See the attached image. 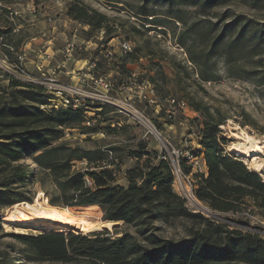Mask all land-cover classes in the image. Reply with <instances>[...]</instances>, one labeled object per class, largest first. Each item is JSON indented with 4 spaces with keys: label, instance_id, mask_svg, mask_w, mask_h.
I'll use <instances>...</instances> for the list:
<instances>
[{
    "label": "rangeland",
    "instance_id": "1",
    "mask_svg": "<svg viewBox=\"0 0 264 264\" xmlns=\"http://www.w3.org/2000/svg\"><path fill=\"white\" fill-rule=\"evenodd\" d=\"M74 2L106 13L117 30L106 37L104 29H91L75 19L68 13ZM254 2L225 0L201 7L187 0H151L146 7L148 13H144L143 0H0V28L12 27V31L0 38V55L12 66V62L19 60L18 55L24 54L26 69L32 76L39 79L55 76L98 97L85 109L86 132L79 127L66 128L64 140L84 148L113 145L112 155L117 161L111 167L116 171L117 185H128L127 171L136 161L132 150L142 144L147 150L160 152L168 139L173 146L197 154L201 148L198 120L204 115L195 109L210 111L225 119L220 128L226 152L254 169L247 158L231 147L237 141L238 131L247 132L260 141L262 148L255 157L264 166V0H258L260 5ZM217 38L225 44L209 61L212 79L203 80L191 57L204 60L211 42ZM10 45L11 51L7 53ZM133 51H137V57H126ZM153 61L160 62L169 76L161 94L148 81L149 74H154ZM0 63L3 64L1 59ZM126 68L133 71L128 79ZM7 74L0 67V85L10 84ZM172 97L186 100L189 107L176 110L170 118ZM102 110L105 112L98 115ZM33 154V151L26 152L21 162L29 164L36 173L25 184L11 189L9 196L22 194L28 201L40 191L49 200L59 196L54 183L44 174L39 175L40 168ZM74 163L78 169L94 165L85 160ZM260 173L264 178V167ZM9 196H0V264H66L55 259L31 258L28 246L19 239L21 234L91 233L60 231L48 223L35 221L9 225L4 222L11 207ZM68 207L90 220H104L99 205ZM197 210L232 226L264 234V217L249 210L241 214L215 213L208 207H197ZM156 225L161 226L158 232L164 237L183 235L180 226L160 222ZM116 228L135 232L134 227L122 221L109 228L110 233L116 235Z\"/></svg>",
    "mask_w": 264,
    "mask_h": 264
},
{
    "label": "trees",
    "instance_id": "2",
    "mask_svg": "<svg viewBox=\"0 0 264 264\" xmlns=\"http://www.w3.org/2000/svg\"><path fill=\"white\" fill-rule=\"evenodd\" d=\"M143 1V12L148 13L146 7L151 0ZM187 1L210 7L225 0ZM258 4L256 0L254 5ZM68 13L91 29H104L106 37L117 30L110 16L82 2H74ZM10 31L12 27L0 28V38ZM224 44L223 39H214L204 60L191 57L203 80L212 79L209 61ZM11 47L7 46V53ZM137 55V51H133L126 57ZM152 63L154 74H149L148 81L161 94L169 76L160 62ZM126 72L127 79L132 77L131 69L126 68ZM7 75L10 84L0 85V196H9L11 189L34 176L36 171L21 162L26 152L33 151L32 158L40 168L39 175L47 176L59 191V196L50 199L51 203L72 207L99 205L104 220H90L85 214L63 207L87 222L122 221L135 229L131 232L116 228V235L111 234L109 228L90 231V234H21L19 239L28 246L31 258L55 259L66 264H264V234L232 226L189 207L186 199L175 191L171 166L160 157L159 151L147 150L145 144L132 150L136 161L127 171L128 185H117L116 171L111 167L114 160L117 161L112 155L113 145L84 148L64 140L66 128L79 127L86 132L85 108L44 110L41 105L49 103L51 96L42 84L23 82ZM195 110L204 115L202 120L196 118L201 133V149L196 155L203 152L208 167L207 172L196 174L197 198L213 211L239 214L249 210L264 217L263 175L241 158L226 152L220 128L224 118L210 111ZM104 112L102 110L98 115ZM172 116L170 114V118ZM75 160L94 165L78 169ZM190 170L186 166V171ZM9 197L11 205L25 200L22 194ZM159 222L182 227L183 235L162 236L158 232L161 226L156 225Z\"/></svg>",
    "mask_w": 264,
    "mask_h": 264
},
{
    "label": "built area",
    "instance_id": "3",
    "mask_svg": "<svg viewBox=\"0 0 264 264\" xmlns=\"http://www.w3.org/2000/svg\"><path fill=\"white\" fill-rule=\"evenodd\" d=\"M124 47L127 48L128 45L125 44ZM0 59L3 61V64L0 63V67L4 69V72L12 75V79L15 78L23 82L39 83L45 87L46 92L49 93L51 97L49 98V103L41 105L44 110L54 111L60 108L87 109L89 107L88 103L98 98L91 91L84 90L77 84L64 82L55 76H44L42 79L32 76L26 69L24 54H19V60L17 62H12V66L7 63L4 56L0 55ZM40 69L42 68L40 67ZM49 72H51V70H49L48 73ZM52 72H54V70ZM44 74L43 72V75ZM105 85L107 86V84ZM169 101L172 104L170 114H174L176 110H185L189 107L188 102L184 99L172 97ZM88 123H90V121H88ZM161 136L160 138L162 139ZM197 136L199 138L201 136L199 128L197 130ZM166 141L168 143H165V148L162 149L159 154L160 157L168 161L171 166L174 175L173 187L175 191L186 199L189 207L194 210H197V207L202 208L204 205L197 198L195 188L196 174L206 172L204 169V162H202L200 155H196L191 150L175 147L168 139H166ZM186 166L191 168L189 172L186 171ZM87 182L91 184L90 179H88ZM245 214L252 216L249 212H245Z\"/></svg>",
    "mask_w": 264,
    "mask_h": 264
},
{
    "label": "bare ground",
    "instance_id": "4",
    "mask_svg": "<svg viewBox=\"0 0 264 264\" xmlns=\"http://www.w3.org/2000/svg\"><path fill=\"white\" fill-rule=\"evenodd\" d=\"M231 147L233 151L247 158L256 171L260 172L263 169V164L255 157L262 148L258 139L245 131H238L237 141ZM4 220L9 225L35 221L48 223L59 228L60 231L83 232L112 228L120 222L112 220L87 222L81 216L73 214L67 207L51 203L44 191H40L32 201L23 200L13 203Z\"/></svg>",
    "mask_w": 264,
    "mask_h": 264
},
{
    "label": "crops",
    "instance_id": "5",
    "mask_svg": "<svg viewBox=\"0 0 264 264\" xmlns=\"http://www.w3.org/2000/svg\"><path fill=\"white\" fill-rule=\"evenodd\" d=\"M32 68L34 69L35 67H34V66H32ZM48 71H49V69H48ZM200 149H201V148H200ZM200 158H201L202 162H204V169H205V170H206V172H207V170H208V167H207V165H206V161H205V159H204L203 152L200 154Z\"/></svg>",
    "mask_w": 264,
    "mask_h": 264
},
{
    "label": "water",
    "instance_id": "6",
    "mask_svg": "<svg viewBox=\"0 0 264 264\" xmlns=\"http://www.w3.org/2000/svg\"><path fill=\"white\" fill-rule=\"evenodd\" d=\"M262 175V174H261ZM202 208H204V209H206L207 207L206 206H203ZM209 208V207H208ZM215 213H217L216 211H215ZM219 214V213H218ZM118 225V224H117ZM116 226V225H115ZM114 227V226H113Z\"/></svg>",
    "mask_w": 264,
    "mask_h": 264
}]
</instances>
